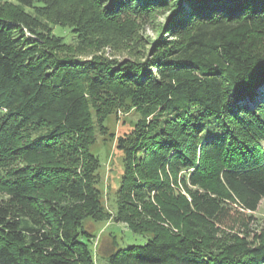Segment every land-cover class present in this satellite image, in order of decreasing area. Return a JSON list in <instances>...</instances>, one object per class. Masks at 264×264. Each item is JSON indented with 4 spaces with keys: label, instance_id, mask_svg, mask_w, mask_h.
Returning a JSON list of instances; mask_svg holds the SVG:
<instances>
[{
    "label": "trees",
    "instance_id": "obj_1",
    "mask_svg": "<svg viewBox=\"0 0 264 264\" xmlns=\"http://www.w3.org/2000/svg\"><path fill=\"white\" fill-rule=\"evenodd\" d=\"M162 9L142 58H76ZM133 109L114 218L149 240L108 264H264V0H0V264H97L91 147Z\"/></svg>",
    "mask_w": 264,
    "mask_h": 264
},
{
    "label": "rangeland",
    "instance_id": "obj_2",
    "mask_svg": "<svg viewBox=\"0 0 264 264\" xmlns=\"http://www.w3.org/2000/svg\"><path fill=\"white\" fill-rule=\"evenodd\" d=\"M169 15L170 12L167 9H162L159 14L152 16L149 23L143 25L138 31L136 40L133 41L134 43L132 42L133 46L124 44L119 49L105 47L99 52L77 53L75 56L79 59H91L94 56H100L119 61L142 58L144 50H149L150 42L159 38L160 27L166 23ZM54 33L62 36L67 43L74 41V35L70 28L55 26ZM141 118V112L135 109L128 113L119 111L110 115L106 120L107 134H102L98 128L95 130L96 143L92 145L91 152L100 161L97 187L101 192L105 209L113 215L108 220L100 222L88 220L86 222V227L94 234L90 246L93 249L94 260L97 264H108L107 254L113 249L143 245L149 240L148 235L134 234L127 227V224L116 222L114 218L118 211L119 189L124 174L123 153L117 148L118 138L122 134L130 132L134 124ZM148 118L151 119V117ZM248 214L254 217L251 234L260 233L264 228V199L260 202L257 211Z\"/></svg>",
    "mask_w": 264,
    "mask_h": 264
}]
</instances>
